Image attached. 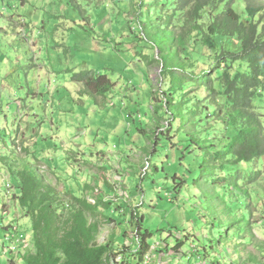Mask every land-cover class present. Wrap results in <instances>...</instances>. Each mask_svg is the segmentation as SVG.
<instances>
[{
  "label": "rangeland",
  "instance_id": "374dc122",
  "mask_svg": "<svg viewBox=\"0 0 264 264\" xmlns=\"http://www.w3.org/2000/svg\"><path fill=\"white\" fill-rule=\"evenodd\" d=\"M147 7L151 0H0L1 180L11 194L29 170L55 190L58 204H66L64 194L94 200L98 243H112L125 261L138 232L147 231L150 245L167 246L168 264H264V161L232 166L228 157L211 168V154L231 135L218 73L204 74L212 93L188 81L236 48L224 38L205 45L213 9L191 20L171 6ZM233 9L250 20L244 0ZM163 58L183 79L177 88L161 77ZM88 71L106 75L114 88L103 97L84 94L72 75ZM253 105L264 120V104ZM189 111L192 119L180 113ZM3 196L0 264L10 253L9 264H20L32 242L24 237L12 247L6 237L14 233L4 229L21 232L29 220L18 207L3 211Z\"/></svg>",
  "mask_w": 264,
  "mask_h": 264
},
{
  "label": "trees",
  "instance_id": "16d2710c",
  "mask_svg": "<svg viewBox=\"0 0 264 264\" xmlns=\"http://www.w3.org/2000/svg\"><path fill=\"white\" fill-rule=\"evenodd\" d=\"M244 1L250 17L247 22L241 21L235 13L234 0H151L152 7H147L155 12L157 6H171L191 20L201 19L204 11L213 9L216 14L203 32L205 45L211 46L214 38H224L231 40L232 48H236L221 52L214 65L206 67L199 76L187 74L188 81L209 88L212 93L213 80L204 74L212 68L218 73L222 107L227 112L231 135L227 144L211 154L214 171L218 169V160L228 157L232 166L264 161V120L253 105L256 101L264 104V3L253 6L250 0ZM222 4V9L218 11ZM161 62V77L167 80L168 87L180 86L182 77L173 75L165 58ZM236 63L239 67L245 65V70L235 71L233 67ZM72 81L81 84L82 92L93 98L105 96L115 86L106 75L92 71L73 74ZM166 104L170 106L173 101L167 98ZM177 108L182 110L180 106ZM180 113L193 118L191 111ZM219 168L228 170L222 165ZM255 176L256 173L251 178ZM18 180V193L14 199L24 217L30 221L34 248L32 253L23 255L22 264H114L115 257L124 253L114 248L112 243H98L100 227L95 218L100 210L96 202L91 205L79 195L64 194L66 204H58L55 190L29 170L19 173ZM89 218L93 220L90 222ZM131 218L141 221L135 213H131ZM138 234L137 256L141 259L151 246L147 242L151 234L147 231ZM183 243L180 241L174 250L178 251Z\"/></svg>",
  "mask_w": 264,
  "mask_h": 264
},
{
  "label": "built area",
  "instance_id": "2783aa9c",
  "mask_svg": "<svg viewBox=\"0 0 264 264\" xmlns=\"http://www.w3.org/2000/svg\"><path fill=\"white\" fill-rule=\"evenodd\" d=\"M1 184L4 186L3 189L0 188V191L3 190L4 191V195L7 193H9V190H11V184L7 179H3L1 180ZM91 202L93 204H95L94 200H91ZM9 232L14 233L13 236H11V239H8V237H6V240L10 241L11 245H13L12 247H14L15 245H18L19 243L21 244V242H24V236L22 234H20L18 232V228L15 227L14 225H9L8 226ZM137 242H139V239H136ZM161 246H163L161 243H156L153 246L151 245L148 249V251L146 253H144V255L142 256L141 259L138 258L137 256V249L135 251L132 252V258L129 261H125L123 255H118L117 257H115L114 260V264H167V262L165 260H159L156 259V255L158 252H161L162 249ZM166 249V245L164 246ZM194 252H196V247L192 244H190L189 246V251L187 254L191 255Z\"/></svg>",
  "mask_w": 264,
  "mask_h": 264
},
{
  "label": "crops",
  "instance_id": "0c3cea01",
  "mask_svg": "<svg viewBox=\"0 0 264 264\" xmlns=\"http://www.w3.org/2000/svg\"><path fill=\"white\" fill-rule=\"evenodd\" d=\"M17 25H19L18 23H17ZM20 27H21V25H20ZM22 28V27H21ZM20 28V29H21ZM19 29V30H20ZM77 85H80L79 83H76ZM82 86V85H81ZM28 110V109H27ZM69 112H74L73 110H71V109H69L68 110ZM34 117H37V116H34ZM42 122L40 121L39 123H37L38 125H40ZM27 129H29V131H32V130H34L33 128H29V127H27ZM24 131H26V130H24ZM20 132L22 133L23 132V130H20ZM19 132V133H20ZM19 133H17V134H19ZM22 135H23V133H22ZM126 143H128V142H126ZM98 152H100V151H98ZM2 157H3V155L0 153V181H1V176H4L5 174V171L2 169V161H1V159H2ZM18 193V191L17 190H15V191H13V193H11V194H5L3 197H2V209H3V211H4V209L5 208H7V211L12 207V206H15V207H18L17 206V202H16V200L14 199V197H15V195ZM13 197V198H12ZM26 221H27V218H26ZM8 226L9 225H5V228L6 229H4L6 232L5 233H7L8 231H9V229H8ZM21 232H19L20 234H22L24 237H26L27 239H28V242H32V246H33V238H32V232H31V225H30V222L29 221H27V224H25L24 225V228L22 229V230H20ZM15 247V246H14ZM11 252V251H10ZM12 255H13V253H10L9 254V257H8V259H7V261H8V263L7 264H9V262H15L14 260H13V258H12ZM19 256H23V255H21V253L19 254ZM191 256V255H190ZM193 256H195V255H192L191 257H193ZM14 257V256H13ZM156 257V259H159V260H164V258L165 257H169V254H168V252H167V250H165V252H163V251H161V252H158L157 253V255L155 256ZM19 260H20V264H22V257H19ZM167 264H168V262H167ZM170 264V263H169ZM171 264H172V262H171Z\"/></svg>",
  "mask_w": 264,
  "mask_h": 264
}]
</instances>
